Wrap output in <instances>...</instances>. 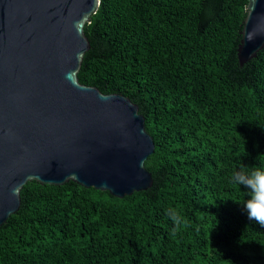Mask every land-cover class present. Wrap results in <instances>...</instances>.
<instances>
[{"label":"trees","instance_id":"obj_1","mask_svg":"<svg viewBox=\"0 0 264 264\" xmlns=\"http://www.w3.org/2000/svg\"><path fill=\"white\" fill-rule=\"evenodd\" d=\"M247 0H100L81 84L138 106L152 185L26 182L0 226V264H264V227L230 177L264 164V47L239 65ZM187 221L173 234L168 210Z\"/></svg>","mask_w":264,"mask_h":264},{"label":"water","instance_id":"obj_2","mask_svg":"<svg viewBox=\"0 0 264 264\" xmlns=\"http://www.w3.org/2000/svg\"><path fill=\"white\" fill-rule=\"evenodd\" d=\"M99 2L0 0V226L29 181L117 198L152 185L144 161L154 143L138 106L77 78L90 47L83 28ZM263 47L264 0H247L238 64Z\"/></svg>","mask_w":264,"mask_h":264},{"label":"clouds","instance_id":"obj_3","mask_svg":"<svg viewBox=\"0 0 264 264\" xmlns=\"http://www.w3.org/2000/svg\"><path fill=\"white\" fill-rule=\"evenodd\" d=\"M232 184L245 190L247 199L245 201H233L242 205V210L246 213L249 221H255L264 227V164L254 168H241L234 171L230 177ZM16 194V189H12V195ZM168 216L173 221V234L183 224L187 226V221L175 208L168 210Z\"/></svg>","mask_w":264,"mask_h":264}]
</instances>
